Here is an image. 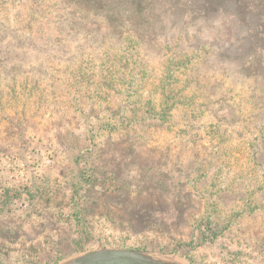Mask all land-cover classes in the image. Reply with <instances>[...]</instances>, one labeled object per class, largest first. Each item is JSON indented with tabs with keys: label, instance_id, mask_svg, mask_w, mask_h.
<instances>
[{
	"label": "rangeland",
	"instance_id": "rangeland-1",
	"mask_svg": "<svg viewBox=\"0 0 264 264\" xmlns=\"http://www.w3.org/2000/svg\"><path fill=\"white\" fill-rule=\"evenodd\" d=\"M151 1L0 0V264H264L254 26L237 0Z\"/></svg>",
	"mask_w": 264,
	"mask_h": 264
},
{
	"label": "trees",
	"instance_id": "trees-1",
	"mask_svg": "<svg viewBox=\"0 0 264 264\" xmlns=\"http://www.w3.org/2000/svg\"><path fill=\"white\" fill-rule=\"evenodd\" d=\"M85 0H78V2H75L76 5H80L81 2H84ZM90 0H86V4H90L91 2H89ZM103 1V0H100ZM133 2H135L137 5L140 6H145L147 5L146 3L149 1V4L152 2L151 0H132ZM153 3V2H152ZM248 4H240L239 1H236V4L239 5V7L236 6V10H238V14H229V17H240L241 19V15L243 14V17L241 19V21H247V25L249 27L254 26V29L252 31L249 30V28L246 29L247 35V41H245V44L247 45V47L249 46V48L252 51H246L249 52L250 54H247V58L245 60V64L248 65V61L249 60H255L257 61V63L259 62L260 64L262 63V57L259 56V54H261L264 51V0H252V2L247 1ZM155 6V4L153 3V5H151V7ZM243 12H242V11ZM136 13H138V10H136ZM238 15V16H237ZM255 32H257L256 37L258 39L253 40L252 36H255ZM262 32V33H260ZM250 45H252V47H250ZM242 48V50H241ZM243 47H239L238 49H235V51H243ZM248 59V61H247ZM243 63V64H244ZM259 65V64H258ZM244 69V67H242ZM261 101V100H260ZM149 111V110H147ZM113 122L109 123L112 124ZM128 126L131 128V123L129 122V120L127 119L126 116L122 117L121 121L119 124H112L110 126H107V128L105 129H109L110 131H116L118 130L119 127H122L123 130L128 129ZM87 177H88V183H90L92 185V187H94L95 182H98V178H94V176H92L91 174L87 173ZM105 190V189H104ZM136 207H138L136 205ZM145 216V215H144ZM80 217V215H79Z\"/></svg>",
	"mask_w": 264,
	"mask_h": 264
},
{
	"label": "water",
	"instance_id": "water-1",
	"mask_svg": "<svg viewBox=\"0 0 264 264\" xmlns=\"http://www.w3.org/2000/svg\"><path fill=\"white\" fill-rule=\"evenodd\" d=\"M57 264H189L175 255L128 249H96L73 255Z\"/></svg>",
	"mask_w": 264,
	"mask_h": 264
}]
</instances>
